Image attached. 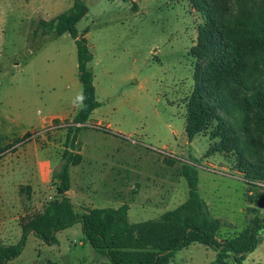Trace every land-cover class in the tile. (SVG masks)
<instances>
[{
    "label": "rangeland",
    "instance_id": "1",
    "mask_svg": "<svg viewBox=\"0 0 264 264\" xmlns=\"http://www.w3.org/2000/svg\"><path fill=\"white\" fill-rule=\"evenodd\" d=\"M74 2L0 0V223L8 215L19 222L56 195L53 173L67 148L69 126L53 119L41 124L72 110L83 88L75 40L39 24ZM86 5L77 29L89 31L85 37L94 55L90 68L101 107L75 144L84 158L71 168L69 196L76 211L128 204L130 223L157 220L188 198L181 168L190 162L199 170L200 194L212 214L232 225L223 229L224 237L263 217L264 180L247 177L237 151L208 156V132L192 142L186 134L196 63L191 49L203 13L192 0H86ZM242 134L244 156L264 172L263 140L253 128ZM42 159L53 166L39 177ZM15 237L7 243H18ZM57 237L59 243L49 246L31 234L10 264H109L86 243L81 224ZM215 258L212 249L196 244L170 264H215ZM245 264H264V232Z\"/></svg>",
    "mask_w": 264,
    "mask_h": 264
},
{
    "label": "trees",
    "instance_id": "2",
    "mask_svg": "<svg viewBox=\"0 0 264 264\" xmlns=\"http://www.w3.org/2000/svg\"><path fill=\"white\" fill-rule=\"evenodd\" d=\"M192 4L205 21L198 28L197 45L191 49L196 63L194 89L186 106L187 137L192 142L208 132L212 142L208 156L237 151L247 177L264 180L263 170L250 162L241 148L242 133L250 128L264 145V0H192ZM87 12L86 0H75L68 11L39 24L43 30L55 31L58 36L69 34L75 40L83 88L81 105L73 120L67 121V148L53 173L55 197L40 211L21 218V239L14 245L0 244V264L19 258L31 234L53 246L59 243L60 232L77 224H81L87 243L110 264H170L177 253L196 244L216 253L215 264H230V259L245 264L260 246L264 216L251 218L242 231L224 237L223 229L232 225L212 214L200 194L199 170L190 162L181 168L188 198L157 220L130 223L128 204L84 209L83 213L75 210L67 194L71 190L70 168L83 161L75 144L92 113L101 107L90 68L94 55L85 37L88 30L81 34L77 29ZM166 163L174 166L176 162L167 159Z\"/></svg>",
    "mask_w": 264,
    "mask_h": 264
},
{
    "label": "crops",
    "instance_id": "3",
    "mask_svg": "<svg viewBox=\"0 0 264 264\" xmlns=\"http://www.w3.org/2000/svg\"><path fill=\"white\" fill-rule=\"evenodd\" d=\"M68 11V10H67ZM66 12V11H65ZM64 13V12H63ZM62 14V13H60ZM59 14V15H60ZM57 17V16H56ZM55 17V18H56ZM89 32V31H88ZM92 48V47H91ZM96 78V77H95ZM96 93H97V89H96ZM82 97V96H81ZM81 105V102L78 103L75 107H73L72 110H68L66 113L64 114H56V115H52L51 117L49 118H46L43 120L42 125H44L47 121V119H53V120H60L62 122V120H65V121H72L73 118L76 116L78 110H79V107ZM99 109V108H98ZM96 109L92 115H91V120H92V116L94 115V113H96V111L98 110ZM72 118V120H70ZM90 120V119H89ZM90 120V121H91ZM97 126H100V125H103L100 121H98V123H96ZM86 127V125H85ZM84 127V128H85ZM107 128H110V125L107 126ZM110 130V129H109ZM79 136V135H78ZM79 139V137H78ZM78 143V141H77ZM80 143V142H79ZM82 155V154H81ZM59 163V162H58ZM82 163H84V158H83V161ZM81 163V164H82ZM53 166V163L50 161V160H47V159H42L41 161H38L37 162V171H38V176L40 177V175L42 173H45L46 172V168L49 169L50 167ZM60 166V165H59ZM79 166V165H78ZM73 167H76V166H72L71 168ZM55 168H57V164L55 165ZM71 168H70V174H71ZM53 172V170H52ZM71 189H72V184H71ZM71 191V190H70ZM70 191L67 193L68 194V197L70 198ZM71 199V198H70ZM72 201V200H71ZM208 203V202H207ZM209 205V204H208ZM12 207V206H11ZM94 208H100V207H94ZM94 208H90V209H94ZM102 208H108V207H102ZM6 209V208H5ZM87 209V208H86ZM76 210V209H75ZM85 212V211H83ZM9 216V215H8ZM7 216V218H5L6 221H3L2 223H0V244H3V245H14L16 244L15 242L14 243H7L8 240H11V239H15L16 235H17V238L20 240L21 239V236H22V230H21V225H20V222H21V218L19 220V222H16L15 219L17 218H13L10 220L9 217ZM17 223V224H16ZM34 235V234H33ZM12 237V238H11ZM19 240L17 242H19ZM59 240V239H58ZM87 243V241H86ZM89 244V243H88ZM90 245V244H89ZM96 253V252H95ZM97 254V253H96ZM98 255V254H97ZM16 260V259H15ZM13 260V261H15ZM11 261V262H13ZM10 262V263H11ZM109 262V261H108ZM110 264V263H109Z\"/></svg>",
    "mask_w": 264,
    "mask_h": 264
}]
</instances>
